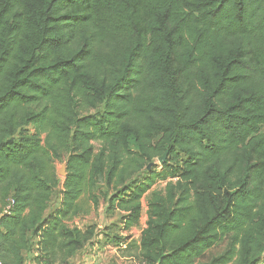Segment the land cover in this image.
<instances>
[{
    "label": "trees",
    "instance_id": "trees-1",
    "mask_svg": "<svg viewBox=\"0 0 264 264\" xmlns=\"http://www.w3.org/2000/svg\"><path fill=\"white\" fill-rule=\"evenodd\" d=\"M100 181L125 257L264 260V0H0L3 264H68Z\"/></svg>",
    "mask_w": 264,
    "mask_h": 264
},
{
    "label": "rangeland",
    "instance_id": "rangeland-1",
    "mask_svg": "<svg viewBox=\"0 0 264 264\" xmlns=\"http://www.w3.org/2000/svg\"><path fill=\"white\" fill-rule=\"evenodd\" d=\"M102 110V106H96L95 108L90 109V113H95L96 111ZM66 159L67 155L64 156L62 159H55L54 160V168L58 175V177L61 180V184L58 188L54 190L53 197L50 202V210L57 208L60 204V197H61V191L63 189L62 182L65 178L66 173H62L63 167H65L66 172ZM161 165V162L159 159H157L154 163H151L149 165V168L154 166ZM161 170V168H159ZM100 189L97 190L96 195L98 197V203L97 204H90L89 203V197L88 195H85L83 197V200L86 201L85 206L88 208V212L85 214H81L73 221L70 222L71 226H77L80 228H85L89 225H95L97 227V231H100V234L102 233H108L106 234L107 237H109V242L113 246V248L116 249V252L119 255L120 258H114L111 255L113 253L109 252L105 260L107 261V264H141L138 259H135L134 263L130 262L131 260H127L126 258H121L122 256V250H120L119 246H115L114 244H118L122 241V244H127L128 240H132L137 242L141 235V230L145 228L146 222L148 219L147 215V199H143V214L140 221V224L132 230V232H124L122 229V222L120 219V215L118 211H115L114 209L108 208V200L104 198L103 196V190H105V187L103 186V182L100 181ZM166 182L164 180L158 181V183L154 186V189H159L161 187H164ZM110 235V236H109ZM123 239V240H120ZM229 243V239H226L221 244L215 246L214 248L210 249L203 260H209L212 256L220 254L223 252ZM34 245V242H33ZM123 249V248H121ZM112 249H109L110 251ZM34 253L30 252V254L27 255V260L33 259ZM73 264H87L80 256L77 260L73 262ZM259 264V263H258Z\"/></svg>",
    "mask_w": 264,
    "mask_h": 264
},
{
    "label": "crops",
    "instance_id": "crops-1",
    "mask_svg": "<svg viewBox=\"0 0 264 264\" xmlns=\"http://www.w3.org/2000/svg\"><path fill=\"white\" fill-rule=\"evenodd\" d=\"M99 234L96 236L92 242L88 245H86L83 249L79 250L72 258H70L68 264H73L75 260L78 259L80 256L87 264H107V261L105 258L107 257L108 253L111 252L115 259L119 257L120 254L116 252V249L113 248V246L108 242L104 236V234H100V231H98ZM132 232V231H131ZM105 233V232H104ZM139 240V239H138ZM129 241V240H128ZM117 246V244H114ZM122 245V244H120ZM125 245H123L122 248H124ZM121 249V246L116 247ZM109 249H112L108 251ZM126 258L127 260H131L130 262L134 263L135 259L133 257H125L121 256V258ZM27 264H39L34 259L27 260Z\"/></svg>",
    "mask_w": 264,
    "mask_h": 264
},
{
    "label": "built area",
    "instance_id": "built-area-1",
    "mask_svg": "<svg viewBox=\"0 0 264 264\" xmlns=\"http://www.w3.org/2000/svg\"><path fill=\"white\" fill-rule=\"evenodd\" d=\"M12 204H13V200H11L10 203L7 206H5L2 210H0V216L3 213H10V208H11ZM0 264H3V262L1 261V259H0ZM42 264H45V263H42ZM259 264H264L263 258H262V261L259 262Z\"/></svg>",
    "mask_w": 264,
    "mask_h": 264
},
{
    "label": "water",
    "instance_id": "water-1",
    "mask_svg": "<svg viewBox=\"0 0 264 264\" xmlns=\"http://www.w3.org/2000/svg\"><path fill=\"white\" fill-rule=\"evenodd\" d=\"M166 156H167V153H165L163 156H161V157L159 158V161H160L161 163L164 162L165 159H166ZM61 172H62V173H66V172H65V167H63V169H62Z\"/></svg>",
    "mask_w": 264,
    "mask_h": 264
}]
</instances>
